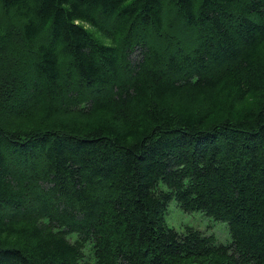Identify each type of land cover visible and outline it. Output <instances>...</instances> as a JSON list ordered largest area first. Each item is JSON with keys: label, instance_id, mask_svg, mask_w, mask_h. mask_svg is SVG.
Here are the masks:
<instances>
[{"label": "trees", "instance_id": "1", "mask_svg": "<svg viewBox=\"0 0 264 264\" xmlns=\"http://www.w3.org/2000/svg\"><path fill=\"white\" fill-rule=\"evenodd\" d=\"M0 264H264V0H0Z\"/></svg>", "mask_w": 264, "mask_h": 264}, {"label": "rangeland", "instance_id": "2", "mask_svg": "<svg viewBox=\"0 0 264 264\" xmlns=\"http://www.w3.org/2000/svg\"><path fill=\"white\" fill-rule=\"evenodd\" d=\"M180 40L182 44L187 46L193 43V41H188L185 36L180 37ZM164 220L169 228H173L177 232H183L185 227H192L205 236L211 237L216 244L227 246L231 242L229 228L226 223L215 221L203 212H184L175 200L168 203Z\"/></svg>", "mask_w": 264, "mask_h": 264}]
</instances>
